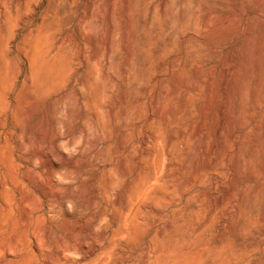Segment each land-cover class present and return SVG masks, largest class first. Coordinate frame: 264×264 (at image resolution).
<instances>
[{
	"label": "rangeland",
	"instance_id": "rangeland-1",
	"mask_svg": "<svg viewBox=\"0 0 264 264\" xmlns=\"http://www.w3.org/2000/svg\"><path fill=\"white\" fill-rule=\"evenodd\" d=\"M0 185V264H264V0H0Z\"/></svg>",
	"mask_w": 264,
	"mask_h": 264
},
{
	"label": "bare ground",
	"instance_id": "bare-ground-1",
	"mask_svg": "<svg viewBox=\"0 0 264 264\" xmlns=\"http://www.w3.org/2000/svg\"><path fill=\"white\" fill-rule=\"evenodd\" d=\"M1 174H3V171H1ZM5 174V173H4ZM3 177V176H2ZM2 181V180H1ZM6 182V180H4ZM3 183V182H2ZM8 182H6V184H4V188H8ZM10 184V183H9ZM7 185V186H6ZM14 185V184H13ZM17 185V184H16ZM1 186V185H0ZM2 187V186H1ZM15 187V186H14ZM1 190V189H0ZM16 190V189H15ZM11 191V190H10ZM18 191V190H16ZM7 192V191H6ZM8 195V194H7ZM11 200V199H10ZM6 202V201H5ZM8 202V201H7ZM26 201H24L23 203H25ZM7 204V203H6ZM8 205V204H7ZM25 205V204H23ZM1 206V205H0ZM10 206V205H9ZM12 207V205H11ZM8 208V207H7ZM10 208V207H9ZM8 208V210H9ZM7 210V209H6ZM7 210V211H8ZM13 210V209H12ZM12 210H9V212H11ZM12 213V212H11ZM9 213V214H11ZM7 214V213H6ZM27 215L29 216V212L27 213ZM26 215V216H27ZM24 217V216H23ZM6 218V217H5ZM11 219V218H10ZM7 220H8V217H7ZM10 221H13V220H10ZM15 223V222H14ZM13 223V224H14ZM6 224V223H5ZM8 224V223H7ZM2 225V224H1ZM3 225H4V222H3ZM5 226V225H4ZM25 226V225H24ZM1 228V227H0ZM26 234V233H24ZM50 234V233H49ZM70 236V235H69ZM23 237V235H22ZM52 237V236H51ZM20 238V237H19ZM50 238V237H49ZM71 238V237H69ZM7 239V238H6ZM72 239V238H71ZM28 240V238H27ZM23 241V240H22ZM63 241V240H62ZM8 242V241H7ZM64 242V241H63ZM65 243V242H64ZM63 243V244H64ZM28 247H31L32 249V253L40 259L41 261V264H69L70 262V256L76 251L77 247L76 245L74 244V242H67L65 243L64 247L62 249H59L57 250V252H52L51 250H45L42 243H41V238L38 236V237H35V239L33 240V243L30 245L29 244V240L28 241H24V242H21L19 241L18 237H13L12 238V242L8 244L7 246V249H6V252H7V256H12V260H7L6 262H4L3 264H14V261L15 263L20 261L23 253L25 252V250L28 248ZM52 247V246H51ZM27 251V250H26ZM29 251V250H28ZM27 251V252H28ZM31 251V250H30ZM29 251V253H30ZM1 252V251H0ZM31 253V254H32ZM33 255V257H34ZM26 256V255H25ZM29 256V255H27ZM30 257V256H29ZM25 259V258H24ZM28 262L30 259H27ZM33 262V261H32ZM21 263V262H20ZM37 263V262H36ZM28 264V263H26Z\"/></svg>",
	"mask_w": 264,
	"mask_h": 264
}]
</instances>
